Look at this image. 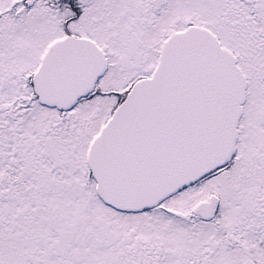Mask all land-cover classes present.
<instances>
[{"label": "snow or ice", "instance_id": "1", "mask_svg": "<svg viewBox=\"0 0 264 264\" xmlns=\"http://www.w3.org/2000/svg\"><path fill=\"white\" fill-rule=\"evenodd\" d=\"M0 264H264V0H0Z\"/></svg>", "mask_w": 264, "mask_h": 264}]
</instances>
